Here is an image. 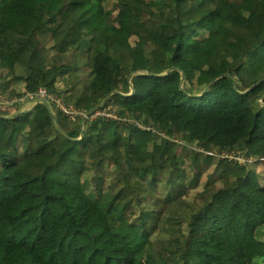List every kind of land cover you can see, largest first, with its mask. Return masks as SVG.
Masks as SVG:
<instances>
[{
	"label": "trees",
	"instance_id": "1",
	"mask_svg": "<svg viewBox=\"0 0 264 264\" xmlns=\"http://www.w3.org/2000/svg\"><path fill=\"white\" fill-rule=\"evenodd\" d=\"M172 66L0 117V264H264V0H0V114Z\"/></svg>",
	"mask_w": 264,
	"mask_h": 264
},
{
	"label": "water",
	"instance_id": "2",
	"mask_svg": "<svg viewBox=\"0 0 264 264\" xmlns=\"http://www.w3.org/2000/svg\"><path fill=\"white\" fill-rule=\"evenodd\" d=\"M172 70H179L181 71L182 73V76L180 78V88L181 90H183L185 93L191 95V96H198L199 94H193V93H190L188 91H186V89L184 88L183 86V83H184V76H183V73L184 71L179 68V67H176V66H172L168 69H166L164 72L162 73H152V72H149V71H144V70H141V69H138V70H134L130 73V76H129V84H130V91L128 93H123L122 91L118 90V89H113L111 90L108 94L105 95V97L103 98L102 102L100 104H97L95 106H93L91 109H89L87 112H85V114L82 116L81 120H80V134L77 136V137H72L70 136L64 129L63 127L61 126V124L59 123L58 119H57V116L55 114V111L53 109V106L51 104V102L45 98V97H35V98H31L30 100H28L26 102V104H23L16 112L10 114V115H3V114H0V117L1 118H10V117H16L22 113H25V112H29L31 110H33L38 104H44L46 106V108L48 109L49 111V114L52 118V121L56 127V129L61 133L63 134L65 137H67L68 139H71L73 141H78V140H81L83 137H84V133H85V128H84V125H85V121L89 118H91V116L98 110H100L105 104L106 102L110 99V97L114 94H123V95H132L133 92H134V87H133V83H132V78L133 76L137 75V74H140V73H147L149 75H164V74H167L169 72H171ZM223 75H227V76H230V74L228 72H226L225 74ZM219 76L215 77L204 89V91H207L211 85L217 80ZM264 79V77L260 78L259 80H257L255 83H253L247 90L251 89L252 87H254L256 84H258L259 82H261L262 80ZM264 94L258 99V102L261 104V105H264Z\"/></svg>",
	"mask_w": 264,
	"mask_h": 264
},
{
	"label": "built area",
	"instance_id": "3",
	"mask_svg": "<svg viewBox=\"0 0 264 264\" xmlns=\"http://www.w3.org/2000/svg\"><path fill=\"white\" fill-rule=\"evenodd\" d=\"M30 96L32 98H35V97H45V98H47L51 102L52 105L56 104L58 106V108L62 112V115H64L66 118H69L71 120H75L77 118H82V116L85 114L84 112L80 111L79 109H76V108L67 106L62 99H60L56 95L48 92L45 88H40L39 91H38V93H36V94H30ZM2 101L4 103H8L7 101H10V100H6V99H4L2 97ZM95 115H105L107 117H112V118H118V119H120L119 116L114 115L112 112H109V114H107L106 111L104 112L103 110L102 111H99V110L96 111L91 116V118L93 116H95ZM238 158L241 159L240 157H238ZM250 161L251 160H249V162Z\"/></svg>",
	"mask_w": 264,
	"mask_h": 264
},
{
	"label": "rangeland",
	"instance_id": "4",
	"mask_svg": "<svg viewBox=\"0 0 264 264\" xmlns=\"http://www.w3.org/2000/svg\"><path fill=\"white\" fill-rule=\"evenodd\" d=\"M61 84H63V82H61ZM32 97L29 95V96H27V97H25V102H24V104H26V102L28 101V100H30ZM8 103H16V100L15 99H13V100H10V101H7ZM4 102L2 101V97H1V95H0V108H1V106H2V104H3ZM22 106V105H21ZM20 106V107H21ZM52 106H54V105H52ZM19 107V108H20ZM18 108V109H19ZM9 109H11V108H9ZM18 109H16V111L18 110ZM53 109H54V107H53ZM16 111H13V112H16ZM55 111V110H54ZM104 112L106 111V113L107 114H109V112H112L114 115H116L113 111H112V107L109 105V106H107L104 110H103ZM10 115V114H9ZM117 116V115H116ZM85 123H86V121H85ZM84 128H85V125H84Z\"/></svg>",
	"mask_w": 264,
	"mask_h": 264
}]
</instances>
